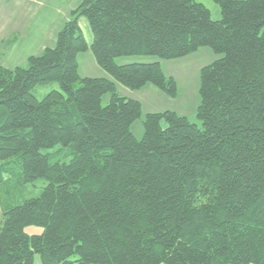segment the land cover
<instances>
[{"label":"trees","instance_id":"trees-1","mask_svg":"<svg viewBox=\"0 0 264 264\" xmlns=\"http://www.w3.org/2000/svg\"><path fill=\"white\" fill-rule=\"evenodd\" d=\"M212 1L217 20L196 0H82L52 46L0 65V264H264V0ZM203 47L220 55L199 72L203 128L152 111L135 137L141 103L117 86L174 97L175 81L160 61L115 59ZM88 50L108 77L79 75ZM37 179V196L10 201Z\"/></svg>","mask_w":264,"mask_h":264},{"label":"rangeland","instance_id":"rangeland-1","mask_svg":"<svg viewBox=\"0 0 264 264\" xmlns=\"http://www.w3.org/2000/svg\"><path fill=\"white\" fill-rule=\"evenodd\" d=\"M82 0H0V65L6 68H14L21 65L26 66L27 58L31 54L41 53L45 47L55 43L57 33L65 21L71 17V12L77 8ZM202 3L210 13L213 20L220 18L218 5L212 0H196ZM78 24L85 40L90 43L92 33L87 19L84 16L78 18ZM220 55L214 53L210 48L203 47L199 50L175 59H160L156 56L131 55L122 56L115 59L117 64H127L134 62H155L160 61L161 69L167 77H173L176 87V95L169 97L159 91V95H153L148 88H142L140 92L130 91L128 97H137L142 103L141 117L131 126V131L135 137L140 138L143 133L142 120L152 109L172 110L179 115L186 116L189 121L197 124L202 129V121L196 117V108L200 101L199 96V72L200 68L211 63ZM78 73L80 76L98 77L107 75L94 61L90 50L77 54ZM105 76V77H106ZM149 86V85H148ZM57 82H50L45 85H36L31 89V93L36 98H42L52 89H58ZM123 88V87H121ZM126 89V88H125ZM154 90H158L157 88ZM120 95L125 94L120 91ZM120 91V92H119ZM155 92V91H153ZM105 96V97H104ZM103 97L102 104L105 105L110 99V95ZM164 125V123H162ZM57 147L42 150L44 153L53 154ZM68 151L67 148H64ZM60 156V157H59ZM70 154L57 155L52 157L53 161H68ZM47 184L46 179H37L33 183L13 186L10 201L19 203L29 197L37 196L41 189ZM28 234H37L42 231L41 227L28 225L24 227ZM41 264L38 254L34 255V263Z\"/></svg>","mask_w":264,"mask_h":264},{"label":"crops","instance_id":"crops-1","mask_svg":"<svg viewBox=\"0 0 264 264\" xmlns=\"http://www.w3.org/2000/svg\"><path fill=\"white\" fill-rule=\"evenodd\" d=\"M52 46V45H51ZM31 55H35V54H31ZM30 56V55H29ZM101 76H104V75H101ZM149 84H147V85H145L144 87H142V88H148L149 87V92L151 93V94H153V95H159V90H154V89H156L154 86H152V85H149ZM139 89V90H135L136 92H140L141 90H143V89ZM119 89H120V91L121 92H123L124 94H125V92H124V90H126V96H128L129 94H130V92H129V90H127V89H125V88H121V87H119ZM134 91V92H135ZM153 91H155V92H153ZM133 98H135V99H137L138 101H140L137 97H133ZM140 103H141V101H140ZM141 108H142V103H141ZM148 109H149V111H146V113L147 112H155V111H160L161 109H152V107H148Z\"/></svg>","mask_w":264,"mask_h":264}]
</instances>
